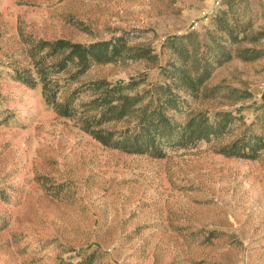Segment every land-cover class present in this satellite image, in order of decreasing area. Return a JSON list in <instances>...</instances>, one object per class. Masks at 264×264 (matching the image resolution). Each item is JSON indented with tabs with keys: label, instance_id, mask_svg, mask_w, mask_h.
<instances>
[{
	"label": "rangeland",
	"instance_id": "374dc122",
	"mask_svg": "<svg viewBox=\"0 0 264 264\" xmlns=\"http://www.w3.org/2000/svg\"><path fill=\"white\" fill-rule=\"evenodd\" d=\"M217 15L238 25L237 43ZM190 34L183 64L166 40ZM211 36L233 54L219 66ZM56 40L107 43L80 74L77 58L49 69L55 101L78 111L71 117L46 102L36 74V61L64 58L35 47ZM262 47L264 0H0V264H264V146L253 159L222 153L241 138L264 143V56L234 54ZM142 49L156 59L136 58ZM203 55L212 70L194 91L160 71L175 63L194 79ZM23 72L34 86L16 78ZM96 80L138 81L128 95L168 85L179 96L162 106L171 120L216 121L222 132L158 157L104 146L78 120ZM149 97L162 105L165 92L139 106ZM137 114L99 127L124 130Z\"/></svg>",
	"mask_w": 264,
	"mask_h": 264
},
{
	"label": "trees",
	"instance_id": "16d2710c",
	"mask_svg": "<svg viewBox=\"0 0 264 264\" xmlns=\"http://www.w3.org/2000/svg\"><path fill=\"white\" fill-rule=\"evenodd\" d=\"M215 22L219 24L221 32H225L231 39L230 43L235 44L238 39L233 35L234 27L223 22L220 16L215 17ZM207 35H210L208 32ZM190 35L185 37H170L166 40V46L172 48L174 53L179 56V60L184 64L187 58L186 48L182 45V41ZM213 43L214 62L217 66L230 60L233 56L217 38L211 36ZM117 42L112 47L113 52L117 53ZM39 50L48 48L51 55L65 53L63 59L51 65H44L42 60L36 61L35 68L37 76L42 80V94L48 104L59 112V114L67 117L77 115V110L70 109L72 100L66 101L65 104H60L55 101L54 88L50 87V81L47 76L51 71L49 69L58 67V70H63L67 63L77 58V63L80 65L78 74L85 71L89 66L91 59H95L99 52L107 47V43L98 42L89 46H82L80 44L72 43L66 40H56L54 42H38L35 46ZM102 49V50H99ZM211 50L208 47L207 52ZM235 56L242 61H254L264 56V47L262 48H239L234 52ZM203 57L196 62L198 71L194 79H190L180 65L175 63H167V66L160 67V71L166 78H177L184 81L191 91L196 90L209 78L211 74V66H209V57ZM136 58H145L147 60L156 59L155 55H151L149 49L138 50ZM16 78L25 85L32 87L35 82L30 78L27 72L17 73ZM139 84L138 81L131 80L124 85L122 81L115 83H108L103 80H96L89 82L86 86L88 89L99 92L92 100L82 104V110L78 113V120L81 123L83 131L89 133L96 141L104 146L119 149L127 153H143L148 152L151 155L158 157L163 154V146L173 147L177 145H184L185 142H192L197 140L206 139L209 135L221 133L218 131L217 123L204 121L200 122L199 119L192 117L184 125L174 122L163 111L162 106L167 105L169 108H175V101L179 96L169 89L168 85H155L151 90H146L142 95L124 94L123 90H131ZM49 85V86H48ZM149 91L165 92V97L162 105H154L152 97L143 105L139 104L149 96ZM264 99V95H263ZM132 112H138L137 122L132 127H127L124 130H107L101 128L103 123L118 121ZM227 115L225 112L217 113V117H224ZM189 134V135H187ZM256 141H260L256 139ZM241 144L243 149H237ZM259 146L254 147L250 144V139H237L231 144L222 149L225 156H234L238 158L253 159L256 156V151L264 146V143H255Z\"/></svg>",
	"mask_w": 264,
	"mask_h": 264
}]
</instances>
